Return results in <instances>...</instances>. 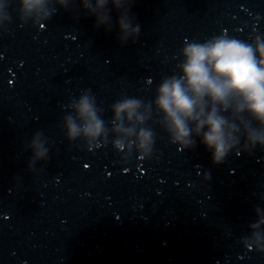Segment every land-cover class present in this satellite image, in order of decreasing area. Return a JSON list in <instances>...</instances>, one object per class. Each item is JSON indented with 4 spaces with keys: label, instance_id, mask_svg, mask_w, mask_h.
<instances>
[{
    "label": "water",
    "instance_id": "1",
    "mask_svg": "<svg viewBox=\"0 0 264 264\" xmlns=\"http://www.w3.org/2000/svg\"><path fill=\"white\" fill-rule=\"evenodd\" d=\"M45 8L0 0V264H264L250 227L264 213V149L213 164L199 137L173 144L154 105L142 157L134 138L117 151L110 131L69 141L63 124L85 90L108 128L114 102L154 101L187 42L264 36V0H134L141 31L123 42L115 11L108 30L79 0ZM37 132L48 151L34 159Z\"/></svg>",
    "mask_w": 264,
    "mask_h": 264
},
{
    "label": "clouds",
    "instance_id": "2",
    "mask_svg": "<svg viewBox=\"0 0 264 264\" xmlns=\"http://www.w3.org/2000/svg\"><path fill=\"white\" fill-rule=\"evenodd\" d=\"M56 2L66 4V0ZM133 2L79 0L83 10L95 17L97 28L108 25L110 30L111 13L115 11L121 42L138 37L141 31L130 15ZM45 4L46 0H20L24 13H43L47 17L50 12ZM179 56L183 58L175 65L179 74L162 77L154 101L145 103L139 98L124 97L111 105V128L101 118L103 109L97 106L95 96L83 91L78 99L71 100L75 114L63 118L66 138L73 141L82 136L86 141H98L110 131L115 136L112 146L117 151L124 148V138L128 137L134 138L132 143L141 157L150 155L155 133L146 125L153 116L154 105L171 142L183 151L193 149L195 138L199 137L210 151L213 164L223 163L231 151L241 146L246 152L257 147L264 149V36L249 43L221 34L203 43H185ZM41 135L37 132L32 138L34 159L45 157L48 151ZM240 154L241 151L236 152L237 156ZM207 179H211L209 173ZM255 211L260 219L250 227L252 237L261 241L264 235L256 230L264 225V213L260 207ZM260 251L264 252V247Z\"/></svg>",
    "mask_w": 264,
    "mask_h": 264
}]
</instances>
